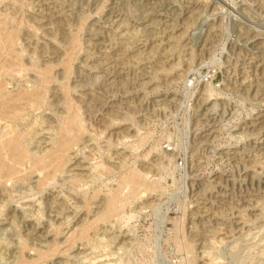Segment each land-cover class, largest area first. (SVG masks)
<instances>
[{"label":"rangeland","instance_id":"374dc122","mask_svg":"<svg viewBox=\"0 0 264 264\" xmlns=\"http://www.w3.org/2000/svg\"><path fill=\"white\" fill-rule=\"evenodd\" d=\"M99 4L103 7L100 8ZM262 4L264 0H2L0 2V26L6 32L11 31L17 24L18 17L14 12L17 10L15 7L18 6L19 11L23 12L22 14L18 12L20 18L21 15L25 19L37 14L43 19V14L48 10L61 16L60 18L66 22L64 25L73 30H76L78 20L83 18V29L79 36L82 49L79 59L74 63L75 67L80 66L81 70L91 74H101L103 68L99 70L90 68L93 63L102 60L111 64L118 62L121 71L130 76L145 68L155 73L153 79L147 75L142 76L143 82L148 80L151 82V84L146 82V86H160L159 91L152 90L151 87L134 95L131 93L122 97V93H119L112 96L111 99L129 102L131 106L128 105V119L120 126L110 125L106 128L105 134L100 136L99 127L102 124L107 126L112 123L109 115H106L107 111L104 112V116L100 115L99 120L104 119L95 121L92 132L87 135V138H94L90 147L86 148V144H82L81 149L84 148V154L79 153L66 165V169L70 172L63 177L67 179L49 186L53 196L58 195L60 201L66 200L67 205L70 206L69 213H73L74 209L79 212L78 218L93 217L99 204L93 203L88 212L87 207H82L83 199L89 200L96 190L102 189L98 198L93 200L96 203L100 202L111 187L118 186V179L124 171L138 169L148 174L147 182H153L156 186V190L147 192L146 196L141 197V193L131 195L118 220L114 219L113 223H101L108 228L111 235L124 232L130 236L129 244L125 248L118 250L113 243L110 248L93 249L85 244L81 246L84 247L85 254L70 259V263L76 260L73 264H99L100 261L105 260L108 264H192V255L189 254L186 246L191 241L189 239L195 238L197 231H201L200 234L202 231L207 234V228L216 223L217 225L214 226H222L223 230L222 233L213 236L217 242L213 248L215 264H264V171H261L257 179L252 180L255 165L264 166V90L256 95L246 92L250 85L256 84L258 80L264 81L262 80L264 66H257L264 65V43H261L264 42V5L261 7ZM88 5H93L92 9L95 10L93 15L86 18L85 13L90 10ZM97 7L100 8L98 11ZM43 9L47 10L43 12ZM148 16L153 19L149 21ZM38 24L41 28L49 23L45 19ZM144 27L147 31L142 29ZM27 29H29L28 25L24 24L20 36L27 32ZM247 30L250 31V33L248 31L250 36L247 35ZM253 34L259 36L252 38ZM20 36V39L14 42L12 50L8 52H22L24 42L23 36ZM247 37L251 38L248 40ZM134 39H140V42L129 45ZM128 45L133 48L123 53L125 56L122 58L117 56L116 52L120 55V51L125 50L124 46ZM253 46L260 47L253 49ZM140 51L142 53H139ZM23 55L25 59L32 60L29 51L24 50ZM8 56L9 54H4L3 60ZM250 57L252 60L249 59ZM84 59H88L89 65L83 68L81 61ZM255 60L258 61L257 64ZM245 75H248L247 83L250 84L246 85L247 90L236 80L239 78L242 81ZM59 88L61 86L58 82L51 85L48 93L50 99L57 96L53 93ZM207 89L212 90L210 95ZM169 95L170 98L172 96L175 98L171 103L155 100ZM101 96L104 98L103 95ZM200 98H203L202 101ZM142 99L146 107L141 112L144 115L135 118L133 105L136 100ZM28 111L31 117L32 114L35 116L42 112L41 110L36 114L32 113V110ZM46 113L50 114L44 116L45 113L40 114L46 119V123L42 126L45 129L39 127V137L31 140L33 142L31 146H38L34 148L39 151L37 154H40V150L49 145L55 136L54 130L48 131L50 128L48 122L56 115V111L48 110ZM126 114L127 111L123 115ZM40 115L35 120L39 121L42 118ZM207 117H214L215 126L211 131H206L213 133L206 143L205 139L202 141L206 133L203 134L200 128L201 123L207 121L205 119ZM124 129H127L126 134H129L126 138ZM214 129L216 132H213ZM168 145L172 146L173 150L168 151L166 148ZM76 153L78 152H72V154ZM124 155L128 157L122 172L116 170L100 176L95 169L93 170L105 156L107 160L118 165L121 163L117 162H121V157ZM72 173L85 174L87 184L83 187L84 190H79L81 193L78 195L61 185L64 182L69 183L70 176L67 175ZM203 182L219 184L206 193L208 198L215 195L214 202L205 200L204 195L198 197L199 189L203 188L199 185ZM148 203L151 204L146 205ZM249 203L255 204L257 208L247 214V223L241 227L237 226L236 229L231 222L230 227L228 226L229 220L223 222L221 219V222L215 216H213L214 223L212 215H209L217 209L221 211L235 207L236 204L246 206L245 204L249 205ZM76 205L79 207L76 208ZM201 225L205 227V231L202 230ZM205 233L196 238H204ZM6 237L1 235L0 241ZM203 238L200 239L203 246L199 243L201 248L205 246ZM60 240H65L63 235ZM80 243L81 241L79 245ZM61 249L63 253L53 258L56 262L69 260L65 250L68 248L62 245ZM4 251L0 249V264H8L4 263L2 258L9 257V254H3Z\"/></svg>","mask_w":264,"mask_h":264},{"label":"bare ground","instance_id":"6f19581e","mask_svg":"<svg viewBox=\"0 0 264 264\" xmlns=\"http://www.w3.org/2000/svg\"><path fill=\"white\" fill-rule=\"evenodd\" d=\"M0 2H2V0H0ZM263 5L264 4H262L261 7H263ZM92 6L88 8L90 9L89 12L85 13V16H87L86 18L93 15V11L95 9L93 10ZM99 6L100 8L103 7H101L100 4ZM18 7H15L17 10L14 12L18 17L15 27L13 26L14 28H12L11 31L6 32L3 30V27L0 26V236H7L6 239H2V241H0V249L5 250L3 254H9L7 259L6 257H2L4 263L73 264L76 260L73 261V263H70V259H76L85 254L84 247H81L85 244L93 247V249L99 247H103L105 249L108 247L110 248V245L114 243L118 250L123 249L127 244H129L130 236L124 232H118L119 234L115 233L111 235L108 228L106 226H102L101 223H113L114 219L118 220L131 195L141 193V197H143L146 196L145 194L147 192L156 190L155 183L147 182L148 174L146 175V173H143L138 169L124 172L121 171L127 164L128 155L122 156L121 162H117L121 164L118 165L107 160V157L105 156L99 163L96 164V166H94L93 170L95 169L100 176L112 173L116 170L122 173L118 179V186L116 188L111 187L100 202L96 203L93 200L98 198L99 192L102 189L96 190L94 194L90 196L89 200L83 199L84 204L82 207H87L88 212H90L93 203H95L94 205L99 204V207L96 209V213L93 217L86 216L78 218L79 212L76 209H74L73 213H69L68 208H70V206L67 205L68 203L66 200L60 201V199L57 198L58 195L53 196L50 192L49 186L60 183V180L64 181L67 179L66 177H63L64 174L70 172L66 169V165L76 158L79 153L84 154V148L82 147L81 149L82 144H86V148L90 147L92 144L91 140L94 138H87V135L92 132L91 129L95 126L94 122L99 120L100 115L103 114L104 116V112L107 111L106 115H109V119L112 121V123L107 126L101 123L102 125L99 127L101 128L99 130L100 133L98 134L100 136L105 134L106 128L110 125L113 124L120 126L128 119V105L131 106L129 102H125V100L122 99H111V97H114L119 93H122V97L131 93L134 95L151 87H153L152 90L159 91L160 86H146V82L150 81H142L144 77L143 75H147L149 78L151 77V79H153L155 73L144 68L140 72L133 74V76L126 75L124 71H121V66L118 62L111 64L106 63L104 60L93 63L90 67L95 70L103 68V73L101 74H91L88 73V71L81 70L79 68L80 66L75 67L74 63L79 59V54L82 49L79 36L83 29V18L78 20L79 22H77V28L76 30H73L72 28L65 26L66 22L60 18L61 16H57V13L55 12H48L47 9L42 10L43 12L47 10L44 14L42 13L43 19H40L39 15L33 14L29 17L27 16L28 18L24 17L25 19H23L21 15L22 20L18 12L21 14L23 12L19 11ZM100 8H98L97 11ZM58 11L61 12V10ZM45 19L48 20L49 24L45 26L43 25L44 27L40 28L38 22H43ZM150 19L153 18H149L148 20L150 21ZM24 24L28 25L29 29H27V32L25 31L26 33L24 32L20 36L22 26ZM52 25L54 26L52 27ZM30 27L33 29H30ZM52 28H54V30H51ZM142 29L144 30L145 27ZM248 31L249 30H247V35L250 36ZM143 32L144 31H142V33ZM256 34H253L252 38L259 36ZM152 35L154 36V34ZM19 36H23L22 40L24 42V49L22 52H8L12 50L14 42L17 41V39H20ZM147 36L148 35H146L145 38H147ZM250 38L251 37H249V39ZM139 42L140 39H134L129 45H132V43L138 44ZM145 42H147V40ZM261 43L263 44L264 42ZM261 43L258 44L262 46ZM129 45L124 46L126 47L125 50H121L124 47L120 49V55L116 52L117 56L120 58L125 56L123 53L128 52L131 48H133ZM260 46H253V49L254 47H257L258 49ZM24 50L29 51L32 60L24 58ZM139 53H142V51ZM4 54H9L5 60H3ZM249 59L252 60L251 57ZM256 60H258L257 57ZM261 60L263 61V59ZM262 61H259V63ZM81 62L83 63V68L89 65L88 59H84ZM257 63L258 61L256 64ZM257 66L264 65L260 64ZM256 69L258 68L256 67ZM245 76L246 77L242 81H240L241 79L239 80V78L236 79L240 86L243 85V87H246V85L249 84L247 83L249 81V78L247 77L248 75ZM263 79L264 78H262V80ZM55 82H58L61 88H59L57 92L53 93V95L57 96L50 99L48 93L51 89V85ZM29 83H31L30 86ZM247 89L248 87H246L245 90ZM262 90H264V81L261 82L258 80L256 84L254 83V85H250L246 92H251L256 95ZM207 91H210L209 93L207 92L210 95L212 90L207 89ZM101 95H103L104 98ZM172 97L170 98L169 95L163 97L162 99L155 100L162 103H171L175 100V98ZM200 99L202 101L203 98ZM133 106L135 109L133 112L135 118H138L140 115H144L141 113L146 108L144 107L145 104L143 99L140 101L136 100ZM28 110H32V113L36 114L42 110L40 114L45 113L43 116L50 114L46 113L48 110L56 111V115L51 117V120L48 122L50 125L48 131L54 130L55 136L51 139L49 145L40 150V154H37L39 152L38 150H34V148L38 147L37 145L31 146L33 143L31 140L39 137V127H42L43 124L46 123V119L40 114L35 116L32 114L31 117ZM126 111L127 114L123 115ZM39 115L42 118L39 121L35 120L39 117ZM213 118L214 117L205 118L207 120L206 122L201 120L203 123H201L202 127L199 128L203 134L206 133V131H211V129L215 126ZM103 119L99 121H102ZM23 121H26V123ZM208 126L209 128H206ZM44 129L45 127H42V130ZM123 132L125 134L128 133L127 129H124ZM213 132H216V129H214ZM212 134L213 133L209 132L204 134L202 141L205 139L206 143L207 141L209 142ZM128 135L126 134L125 138L128 137ZM76 151L78 153L72 154V152ZM261 171H264V166L255 165V169L252 173V180L257 179V177L261 175ZM67 176H70L69 183L64 182L61 185L65 186V188L73 191L77 195L81 193L79 190H82L87 184L85 183V174L72 173ZM218 185L212 182H203L199 185L203 188L201 190L199 189L197 193L198 197L200 198V196L204 195L205 200H212V202H214L215 195L213 196L211 194V198H208L206 193L207 191L210 192L211 189L218 187ZM249 197L250 196H248V198ZM150 204L151 203H148L146 205ZM236 205L237 206H233L225 210L217 211V209L216 211H213V213L210 212L209 215H212V221L214 219L213 216H215V218L218 217L220 221L222 219L223 222L229 220L228 226L230 227L229 224L231 222L235 225V229L237 226L241 227L242 225H245L248 221L247 214L255 210L257 206L250 203L249 205L245 204L246 206H243V204ZM75 207L78 208L79 206L76 205ZM227 207H229V205ZM214 225H210L209 227L207 225L208 233L206 234L204 232L206 235H203L204 238L202 237L204 239V247H199V243L202 244V240L200 241L202 238H196L198 236L201 237V234H204L203 231L200 234L201 231H197V233H195V230L194 233L196 239L193 237L192 239H189L191 241L188 242L186 246L187 251L192 255V264H215L213 248L217 242L213 236L220 233L223 230V227ZM204 228L202 230L205 231L206 229ZM62 235L65 238L63 241H61L62 239L60 240ZM80 241L81 243L79 245ZM62 245H65V248H68L65 250L67 251L66 254L69 260H59L56 262L53 258L56 255L63 253V248L61 249ZM201 246H203V244ZM71 249L73 250L70 251ZM99 264L108 263L103 260L100 261Z\"/></svg>","mask_w":264,"mask_h":264},{"label":"built area","instance_id":"2783aa9c","mask_svg":"<svg viewBox=\"0 0 264 264\" xmlns=\"http://www.w3.org/2000/svg\"><path fill=\"white\" fill-rule=\"evenodd\" d=\"M166 148H167V150H168V151H171V150H173V147H172V146H170V145H168Z\"/></svg>","mask_w":264,"mask_h":264}]
</instances>
